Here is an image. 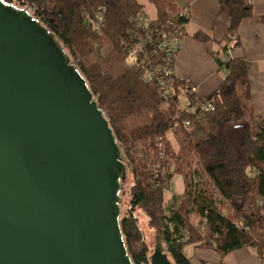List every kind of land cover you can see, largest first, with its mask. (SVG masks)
I'll return each instance as SVG.
<instances>
[{"label":"trees","instance_id":"trees-1","mask_svg":"<svg viewBox=\"0 0 264 264\" xmlns=\"http://www.w3.org/2000/svg\"><path fill=\"white\" fill-rule=\"evenodd\" d=\"M4 1L35 8V17L59 39L109 121L133 180L130 212L120 219L133 263L150 264L151 257L136 209L173 264H191L185 253L190 245L220 255L250 248L264 261V121L248 108L247 64L224 58L241 22L253 14L252 0H219L230 27L215 58L226 75L207 99L177 78L176 95L165 99L159 84L147 80V60L133 57L127 45L137 32L135 19L146 14L138 0ZM149 1L157 11L154 19L146 14L151 27L162 28L185 8ZM190 19L182 20L186 29ZM193 38L211 40L203 31ZM203 102L214 111H197ZM158 167L165 169L164 178L156 176ZM175 176L185 181L178 198L167 196Z\"/></svg>","mask_w":264,"mask_h":264},{"label":"water","instance_id":"water-1","mask_svg":"<svg viewBox=\"0 0 264 264\" xmlns=\"http://www.w3.org/2000/svg\"><path fill=\"white\" fill-rule=\"evenodd\" d=\"M127 170L59 39L0 0V264H134L120 226ZM150 264H173L162 242Z\"/></svg>","mask_w":264,"mask_h":264},{"label":"crops","instance_id":"crops-1","mask_svg":"<svg viewBox=\"0 0 264 264\" xmlns=\"http://www.w3.org/2000/svg\"><path fill=\"white\" fill-rule=\"evenodd\" d=\"M167 1L178 7H188L191 18L186 29V36L182 41L181 50L175 61L176 78L195 87L198 98L207 99L220 87L226 75L225 69L217 62L215 53L220 52L223 46L222 44L228 35L230 20L227 16L221 15L219 0ZM139 4L141 3L139 2ZM141 5L144 7L143 4ZM252 5V16L241 22L224 58L242 60L247 64L250 84L248 108L255 117L264 121V0H252ZM198 31L207 33L211 40L200 42L194 39L193 35ZM236 43L238 45H235ZM190 248H194V246H188L185 250L186 254ZM194 250L193 256L197 255L198 259L193 260L190 257L191 264H207L208 260L201 257L200 254L213 250L198 248H194ZM245 250L250 251L240 253V251L244 252ZM236 253L240 255H237L234 263L226 260L229 255ZM217 261L219 264H245L246 261L253 264L264 263L250 248L222 255V258L217 259Z\"/></svg>","mask_w":264,"mask_h":264},{"label":"built area","instance_id":"built-area-1","mask_svg":"<svg viewBox=\"0 0 264 264\" xmlns=\"http://www.w3.org/2000/svg\"><path fill=\"white\" fill-rule=\"evenodd\" d=\"M22 10H26L34 19L41 23L35 17L34 7H26ZM189 17V8L185 7L176 15L170 17L162 28H158L151 27L147 15L141 13L134 22L137 32L130 34L131 39L127 43V45L130 44L131 46L133 57L139 56L147 60L149 70L146 78L159 84L162 97L165 99L173 98L176 95L175 61L181 50L183 38L186 36V24L182 20ZM140 29L141 31H138ZM191 92L197 94V89L192 87ZM200 107L214 111V107L210 102H203L196 106L195 109L198 111ZM189 125V122L185 123L186 127ZM177 127L178 124H174L173 129ZM161 155L163 156L162 153ZM156 176L164 178L166 176L165 169L158 167L156 169ZM171 190L172 186L167 188L168 193Z\"/></svg>","mask_w":264,"mask_h":264},{"label":"rangeland","instance_id":"rangeland-1","mask_svg":"<svg viewBox=\"0 0 264 264\" xmlns=\"http://www.w3.org/2000/svg\"><path fill=\"white\" fill-rule=\"evenodd\" d=\"M139 2L144 5V11L148 15L149 18H151V19L156 18V10H155L154 6L148 0H139ZM13 7L19 9L17 6H13ZM108 50H109V48L105 49L104 53L107 52ZM121 150H122V148H121ZM122 153H123V150H122ZM127 166H128V170H127V177L126 178H128V179L126 181V184L122 185V189L120 192V198H121V203H120L121 217H120V219L124 215H127L130 212V188L133 184V180H132L131 175H130V170H129L130 166L128 164H127ZM122 183H124V182H122ZM184 191H185L184 178L181 176H175L172 180V190L168 193L167 196L178 198L180 195H182L184 193ZM133 211H134V214L138 217L139 227L143 233L145 241L147 242V244L150 247L151 254H152L154 245L157 244L158 242H161L160 238L154 230L149 229L144 213L138 209L133 210ZM194 251H195L194 248H190V250L187 252V256L192 257L193 260L194 259L197 260L198 259L197 255L195 257L193 256ZM197 251H199V250H197ZM247 251H250V250H245L244 252L240 251V253L241 254L242 253H248ZM200 255H201V257L206 258L208 260L207 264H217L218 263L217 259L222 258V255H220L216 252H213V251L203 252ZM237 255H240V254H237V253L231 254L228 256V258L226 260H228V262H230V263H234L235 258H237ZM245 264H253V263L250 261H246ZM261 264H264V263H261Z\"/></svg>","mask_w":264,"mask_h":264}]
</instances>
